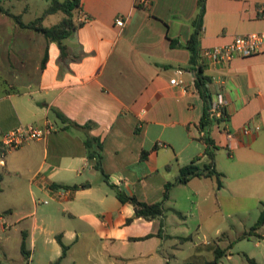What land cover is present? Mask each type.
<instances>
[{
	"label": "crops",
	"instance_id": "0c3cea01",
	"mask_svg": "<svg viewBox=\"0 0 264 264\" xmlns=\"http://www.w3.org/2000/svg\"><path fill=\"white\" fill-rule=\"evenodd\" d=\"M0 3L23 22L32 21L24 20L33 9L32 0ZM197 10V0H149L148 5L136 0H80L73 15L75 27L63 39V57L58 45L41 33L37 54L16 48L10 35L32 38L33 29L29 33L0 12V136L19 125H51L42 140L16 149L0 145V166L24 180L22 185L18 179L7 185L19 200L15 207L23 203L28 209L15 216L9 207L0 213V222L35 218L30 231L21 228L0 236V264H50L61 255L57 234L69 246L58 264H90L93 240L107 260L93 264H184L174 249L187 230L169 232L166 210L185 218L183 212L193 207L211 202L232 206L243 200L253 204L259 217L264 209V50L228 63H205L211 98L222 94L231 134L228 139L222 123L209 128L219 146L214 167L224 179L217 184L220 179L214 177H192L172 186L163 200L165 184L174 181L181 167L194 159L206 161L198 127L204 101L188 67L186 46ZM82 13L88 17L84 22L79 20ZM118 16L124 18L122 26L115 23ZM260 31L264 0H205L200 48ZM171 39L177 44L170 45ZM173 77L181 78L183 86L170 84ZM69 121L92 124L90 133L103 145L107 181L88 163L83 130ZM110 183L144 202L163 200V216L136 217L132 204L118 200ZM56 188L67 189V195L57 196ZM220 188L225 194H219ZM42 197L50 201L36 200ZM36 201L48 205L38 216ZM36 218H41L40 224ZM256 221L250 232L264 237V223L253 228ZM23 232L27 259L20 251ZM12 243L15 259L8 248ZM205 245L209 251L215 247Z\"/></svg>",
	"mask_w": 264,
	"mask_h": 264
},
{
	"label": "rangeland",
	"instance_id": "374dc122",
	"mask_svg": "<svg viewBox=\"0 0 264 264\" xmlns=\"http://www.w3.org/2000/svg\"><path fill=\"white\" fill-rule=\"evenodd\" d=\"M32 3L33 9L25 14L24 20L36 19V15H33L34 11H37V13L42 11L41 13L43 14L50 5L51 0H32ZM61 18L62 15L60 13L49 14L42 23L44 25L56 24ZM31 30L28 29L29 33H31ZM32 34H35L37 39H34L35 36L29 38V34L25 35L23 33V35L19 36H16L15 34L10 35V37H12L10 38V42H12V45L15 44L14 46H16V48H28L27 54H30L29 52L31 50L32 54L35 55L37 54V46L42 42V35L39 32H34V30H32ZM7 171L8 170L4 167L0 166V177L2 180L0 181V185L1 187H4V191H0V213L11 207L16 216L18 211L28 210L27 204L20 203L18 207H15L16 203L14 201L19 200L14 199L13 191H11V188H8L7 185L11 180L15 179H18L19 184L22 185L24 180L22 179L23 176L7 173ZM99 178H101L100 175ZM222 179L224 178L221 176L220 180L216 183L218 184ZM219 194H225L224 189L220 188ZM44 199L50 201L49 198L46 197L40 199L36 198L37 201ZM24 200H26V196L24 197ZM22 205L24 207H22ZM186 205L188 206L189 203H186ZM36 206L38 208V216L40 208L48 205L39 202ZM252 206L253 204L251 202L243 200H240L238 205L234 204L232 206L211 202V204L193 207L191 210L183 212L185 218H181L177 211L166 210V224L169 232L173 230H187L186 233L182 234V236H186V238L176 241L179 248H181L174 249V251L177 252L178 257L181 258L184 264H253L251 257H254L257 264H264V237L255 232H250L252 230V225L257 219L255 218L256 212L251 208ZM29 209L33 210L34 206L30 205ZM232 212H234V214H232ZM16 219L17 218H3L2 224L0 222V236L3 237L7 232L15 233V231H17L18 233L21 228L30 231L32 221L35 218H24L20 222L16 221ZM36 219L40 224L41 218ZM4 224L10 225L11 227L5 229L3 227ZM46 224H48L47 221ZM47 227L49 228L48 225ZM216 229H219L218 232H216ZM260 232L263 234L264 228ZM96 242L98 243V241ZM96 242L93 240L89 244L92 251L89 263H101L100 261L102 259L107 263L106 258L98 253ZM207 242L211 243L212 246H218L219 248L225 249L224 251L220 249L222 251L220 252L221 255L214 263H212V261L215 258V247L213 250L209 251V249L205 247ZM8 248L10 255L15 259L16 250L14 244L12 243ZM77 248L78 247H75L74 250ZM199 250H201L200 253ZM69 258L65 262H69Z\"/></svg>",
	"mask_w": 264,
	"mask_h": 264
},
{
	"label": "trees",
	"instance_id": "16d2710c",
	"mask_svg": "<svg viewBox=\"0 0 264 264\" xmlns=\"http://www.w3.org/2000/svg\"><path fill=\"white\" fill-rule=\"evenodd\" d=\"M80 0H51L50 5L44 11V13L37 17L36 19L30 22H23L20 19L19 15L11 13L9 10L2 7L0 3V12L6 14L20 27V28H28L33 29L39 33H41L46 40L53 41L58 45L60 49L61 57H63L67 53L66 45L63 43V39L70 35L71 31L74 29L75 24L73 22V15L79 8ZM197 13L194 19L192 20L193 31L186 43L188 50L190 51V58L188 62L189 69L192 70L194 74V85L196 89L199 91L203 101H204V110L203 114L198 122V127L200 131L204 132V135L201 136V139L206 144L204 149V154L206 156V161L199 162L198 159L192 160L190 163L184 165L180 168L178 175L174 179V181H168L164 186V196L163 200L167 197L169 189L176 184H184L192 177H214L216 179H220L223 175L214 167V158L217 149V146L214 143V140L209 135V128L212 124H220L223 119L227 120V116L225 118H216L211 116L210 114V101H211V93L209 90V84L211 82V77L205 73V64L201 61L200 50L199 47V34L202 29V20L205 11V0H197ZM62 13V18L58 23L44 26L42 24V19L49 14L54 13ZM177 40L171 39L170 45H176ZM45 60L41 61V66L44 65ZM59 118L62 120H66L63 115L59 112H56ZM67 121V120H66ZM70 124L74 127L80 128L83 130L84 139L83 144L86 149V157L90 166L96 170H98L103 178L107 181V176L102 168V142L99 137L93 136L90 133V129L92 124L86 123L84 125L77 124L73 121H69ZM110 185L115 189V195L121 202H128L132 204L134 209V215L136 217H142L145 219H153L156 217H162L165 211L163 200L156 202H144L137 199L134 195L126 194L121 189L116 186ZM180 214V212H178ZM264 223V209L261 210L259 217L253 228H257ZM25 233L23 232L22 240L20 243V251L24 257L27 259L28 252L26 250L25 243ZM56 240L61 247V255L50 264H58L61 259L65 256L66 251L68 249V245L64 244L61 240L60 234L56 235ZM218 251V252H217ZM215 258L212 263L216 262L220 257V252H222L218 247L215 248ZM189 264V263H185Z\"/></svg>",
	"mask_w": 264,
	"mask_h": 264
},
{
	"label": "built area",
	"instance_id": "2783aa9c",
	"mask_svg": "<svg viewBox=\"0 0 264 264\" xmlns=\"http://www.w3.org/2000/svg\"><path fill=\"white\" fill-rule=\"evenodd\" d=\"M138 4L148 5L149 0H136ZM88 19L87 15L82 13L80 15V21L84 22ZM124 18L118 16L115 19L117 26L124 24ZM264 50V31L260 32H248L243 35H236L227 44L220 46H212L201 48L200 56L201 61L205 64H219L228 63L236 56L247 57L258 51ZM207 61V62H205ZM177 73H181V69L176 70ZM170 84L183 86L184 82L179 77H173L169 80ZM210 114L216 118H225L226 112L224 111V99L221 93L213 95L210 101ZM226 119V118H225ZM222 121V130L225 132L228 139L231 138V134L227 129L226 120ZM244 133L248 132V128H244ZM51 132V125L39 127L33 123L19 125L0 136V145L6 149H16L22 145L36 140H42L48 133ZM204 132L201 131V136ZM55 192L57 196H65L68 190L65 188H56ZM47 203V201H44ZM7 226V225H5Z\"/></svg>",
	"mask_w": 264,
	"mask_h": 264
}]
</instances>
